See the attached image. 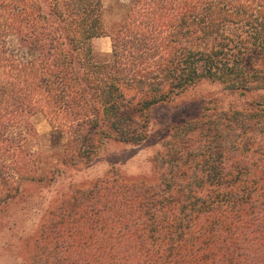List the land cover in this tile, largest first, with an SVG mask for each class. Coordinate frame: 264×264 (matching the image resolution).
<instances>
[{
    "label": "trees",
    "instance_id": "1",
    "mask_svg": "<svg viewBox=\"0 0 264 264\" xmlns=\"http://www.w3.org/2000/svg\"><path fill=\"white\" fill-rule=\"evenodd\" d=\"M203 80L264 94V0H0V207L52 177L32 165L35 115L56 161L88 163ZM162 146L156 182L76 191L21 264H264V99L206 108Z\"/></svg>",
    "mask_w": 264,
    "mask_h": 264
},
{
    "label": "rangeland",
    "instance_id": "2",
    "mask_svg": "<svg viewBox=\"0 0 264 264\" xmlns=\"http://www.w3.org/2000/svg\"><path fill=\"white\" fill-rule=\"evenodd\" d=\"M106 18L108 24H115L114 14L106 12ZM92 46L98 58H102L111 51L110 37H96ZM259 98L264 99V94L254 92L240 97L216 82L200 81L152 111L150 132L142 143L105 139L88 163L73 165L56 161L58 149L50 148L43 137L51 130L48 120L35 115L31 123L40 141L32 142L36 156L32 165L37 170L47 165L52 168V177L24 182L20 193L0 207V264L27 262L42 225L56 219L55 215L63 209H70L76 191L92 188L101 180L156 182L155 158L162 152L163 139L173 124L195 118L206 108H241Z\"/></svg>",
    "mask_w": 264,
    "mask_h": 264
}]
</instances>
